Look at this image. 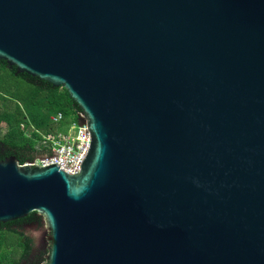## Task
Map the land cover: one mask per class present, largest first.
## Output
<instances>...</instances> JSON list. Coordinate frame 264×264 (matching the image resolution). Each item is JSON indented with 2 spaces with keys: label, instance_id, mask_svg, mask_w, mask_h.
I'll use <instances>...</instances> for the list:
<instances>
[{
  "label": "water",
  "instance_id": "95a60500",
  "mask_svg": "<svg viewBox=\"0 0 264 264\" xmlns=\"http://www.w3.org/2000/svg\"><path fill=\"white\" fill-rule=\"evenodd\" d=\"M0 61L90 134L75 175L0 160L42 264H264V0H0Z\"/></svg>",
  "mask_w": 264,
  "mask_h": 264
},
{
  "label": "trees",
  "instance_id": "16d2710c",
  "mask_svg": "<svg viewBox=\"0 0 264 264\" xmlns=\"http://www.w3.org/2000/svg\"><path fill=\"white\" fill-rule=\"evenodd\" d=\"M80 107L61 88L47 81L18 73L0 61V160L15 157L20 165L51 153L47 138L68 132ZM61 114L54 122L52 117ZM43 226V217H27L0 223V264H42L48 249L33 253V239L26 228Z\"/></svg>",
  "mask_w": 264,
  "mask_h": 264
},
{
  "label": "built area",
  "instance_id": "2783aa9c",
  "mask_svg": "<svg viewBox=\"0 0 264 264\" xmlns=\"http://www.w3.org/2000/svg\"><path fill=\"white\" fill-rule=\"evenodd\" d=\"M61 114L52 117L54 122L61 120ZM51 141V153L54 157L34 159L32 163L23 165L46 167L57 165L59 170L75 175L80 171V166L90 149V134L87 129V121L83 111L77 112V120L73 122L65 134L47 138Z\"/></svg>",
  "mask_w": 264,
  "mask_h": 264
},
{
  "label": "flooded vegetation",
  "instance_id": "af4514ba",
  "mask_svg": "<svg viewBox=\"0 0 264 264\" xmlns=\"http://www.w3.org/2000/svg\"><path fill=\"white\" fill-rule=\"evenodd\" d=\"M37 226V225H36Z\"/></svg>",
  "mask_w": 264,
  "mask_h": 264
}]
</instances>
